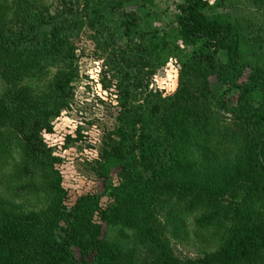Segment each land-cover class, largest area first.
<instances>
[{"label":"trees","instance_id":"obj_1","mask_svg":"<svg viewBox=\"0 0 264 264\" xmlns=\"http://www.w3.org/2000/svg\"><path fill=\"white\" fill-rule=\"evenodd\" d=\"M222 2L183 0L174 27L161 31L153 24L156 0H59L55 8L0 0V189L53 195L38 212L0 200V264H131L103 231L113 225L135 231L144 264H202L179 262L161 240L162 201L221 243L219 262L264 264V62L256 59L264 55L256 33L263 29L208 13ZM85 28L108 56L103 84L114 85L119 113L93 168L103 193L69 206L58 173L47 180L34 168L61 161L43 134L54 133L74 100V41ZM182 56L179 90L143 96L146 77Z\"/></svg>","mask_w":264,"mask_h":264},{"label":"rangeland","instance_id":"obj_2","mask_svg":"<svg viewBox=\"0 0 264 264\" xmlns=\"http://www.w3.org/2000/svg\"><path fill=\"white\" fill-rule=\"evenodd\" d=\"M15 1L7 0L9 4H14ZM41 1L50 8H55L59 0ZM208 1L215 5L219 0ZM182 2L183 0H156L154 26L161 31L171 30L179 13L178 6ZM208 13L228 14L239 21L249 20L252 28L255 25L263 29L262 32L256 33L263 38L264 45V7L255 8L249 0H223L220 6ZM74 43L79 59V77L74 84V100L71 106L63 109L60 117L55 120L54 133L43 134L44 142L61 161L51 165L52 167L43 163L35 165L34 168L47 180L56 178V175L52 176V174L58 173L62 187L69 191L70 197L67 203L69 206L83 195L103 193L105 183L96 176L93 168L100 158L105 140L116 126L119 113L114 85L106 89L103 84V78L108 74L109 69L107 54L98 46L94 34L87 28L79 34ZM187 52L190 53L191 50L188 49ZM218 57L223 62L228 60L226 52L223 51L219 52ZM185 59V56L171 58L167 65L154 75L147 76L143 83L142 95L155 93L167 98L175 94L180 88V76ZM256 59L263 63L264 55L258 54ZM248 75L249 72L246 73L244 80ZM211 84L214 91L222 92L223 86L216 78H211ZM5 87L0 75V96L5 91ZM68 136L75 141L67 143ZM18 139L20 140V136ZM16 141L15 139V143ZM116 174L117 172L114 171L112 177L114 182L117 180ZM10 192L0 189V200L10 201L13 207L24 213L46 211L53 200V195L49 193H44L42 197L36 199L19 196L15 191ZM107 203V199L104 198L101 206L105 208ZM165 203L162 201L158 205L159 208L157 207L158 219L163 228L161 240L169 243L174 258L182 263L194 261L202 264H223L217 259L221 243H216V238L211 233L199 229L194 218L183 215L178 207L174 205L161 207ZM103 231L112 243L120 245L132 256L131 264H144L147 259L146 249L136 241L134 230L113 225L107 228L105 226Z\"/></svg>","mask_w":264,"mask_h":264}]
</instances>
